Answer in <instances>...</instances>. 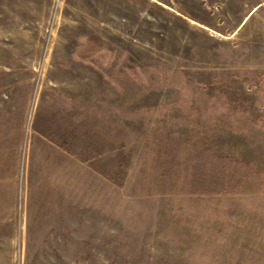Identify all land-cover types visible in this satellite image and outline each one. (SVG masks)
<instances>
[{"label":"rangeland","instance_id":"rangeland-1","mask_svg":"<svg viewBox=\"0 0 264 264\" xmlns=\"http://www.w3.org/2000/svg\"><path fill=\"white\" fill-rule=\"evenodd\" d=\"M0 264H264V0H0Z\"/></svg>","mask_w":264,"mask_h":264}]
</instances>
